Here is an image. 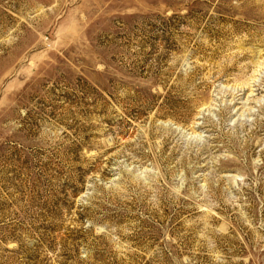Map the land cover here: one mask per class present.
<instances>
[{
  "label": "rangeland",
  "instance_id": "rangeland-1",
  "mask_svg": "<svg viewBox=\"0 0 264 264\" xmlns=\"http://www.w3.org/2000/svg\"><path fill=\"white\" fill-rule=\"evenodd\" d=\"M0 264H264V0H0Z\"/></svg>",
  "mask_w": 264,
  "mask_h": 264
}]
</instances>
